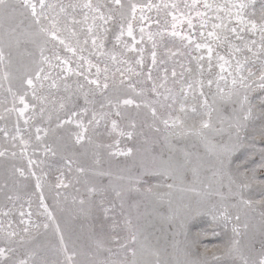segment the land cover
Instances as JSON below:
<instances>
[{
	"label": "snow or ice",
	"instance_id": "obj_1",
	"mask_svg": "<svg viewBox=\"0 0 264 264\" xmlns=\"http://www.w3.org/2000/svg\"><path fill=\"white\" fill-rule=\"evenodd\" d=\"M145 9L148 12L156 9L155 22L158 26L161 24L159 17L163 12L164 26L171 24L170 35L174 38L173 43L175 38L179 40V46L175 50L162 41L158 42L154 39V36H163L159 28L155 33L151 31L146 33L145 28L141 26L139 39L137 38L134 22L151 19L145 14ZM78 15L83 18L77 19ZM117 17H119V30L114 37L113 48L109 50L105 47L110 32L107 25L110 21L117 22ZM168 17L171 18L170 21ZM194 20L197 21L198 28ZM248 33L258 36V40L249 38L246 35ZM125 35L128 37L127 40L123 39ZM145 35L152 42L149 50L150 63H146L148 57L144 47ZM237 41L239 43H236ZM50 43L53 47L48 49ZM22 44H32L38 49L39 59L34 52L26 49L25 53L30 57V61L24 63L21 59L23 54L19 51ZM117 47L119 51H116ZM222 48L227 52V59L219 51ZM46 51L51 55H46ZM61 51L70 53V56H62ZM177 57L186 58L188 63H182L176 59ZM169 61L172 62L171 68L168 66ZM192 61H195V69L190 66ZM177 65L180 68L179 72L176 69ZM216 66L219 67L218 73L213 72ZM254 67H257L256 71L253 70ZM205 72H207L206 77ZM70 76L77 77V91L72 95L60 97L59 106L64 109L65 101L73 102L74 98L78 100L79 96H83V106L77 110L78 105L73 103L71 111V117L78 118L77 126L81 129L74 134L75 144L83 147L82 142L85 139L92 144L91 137H86L85 133L88 132L89 127L94 131L98 130L103 121L105 132L112 137V142L96 144L95 148L105 150L110 157L131 156L133 154L131 147L126 149L119 147L120 138L132 139L136 135V123L129 118L126 109L129 106H134L137 110L143 109L145 115L150 114L151 131L160 133V125H163L166 133L164 139L168 144L170 155L167 159H161L160 164L164 171L160 174L172 179L173 183L156 185L155 187L166 186L169 189L166 194H161L154 191L153 185L142 181L140 176L133 177L130 174L118 173L113 179L111 172H94L93 175L109 177V185L115 197L120 200L123 224L116 218L115 203L109 202V206L106 207L104 200H101L96 204L91 199V194L98 190L95 187H88L89 198L77 200L73 197L72 203H78L79 210L91 217L93 223L89 225L83 242H73L71 247L65 242L60 226L48 211L41 192L40 205L48 219L55 225L59 239V244L54 249L56 258L51 264H165L162 256L166 249L159 246L153 248L149 243V229L155 227L152 216H155L162 225L167 223L182 230L189 216L208 208L209 198L213 195L220 197L219 204H211V208H208L214 222L221 221L226 229L233 219L240 221L241 205L254 211L255 205L258 204L262 230H264V189L258 201L244 199L242 192H235L234 194L239 197L238 203L231 204L232 208L237 209L235 216L230 213L229 205L225 203L227 197L222 191L227 187L229 195H232L233 185L241 190L249 186L246 175L237 183L231 168L235 163L232 159L233 153L242 142L240 131L253 115L247 95L252 89L249 81L254 83L258 80L260 89L264 90V0H260L258 19L255 0H224L223 3L218 0H191L190 3L188 0L172 3L166 0H162L161 3H154L153 0L146 2L128 0L127 3L124 0H103V2L98 0L97 3H93V0H85L84 3L68 4L63 3V0L56 2L0 0V88H3V82H9L7 92L12 96L13 106L5 108L4 111L9 114L17 113L14 125L16 134L12 135L7 127H0V134L10 141L13 149L23 146L21 157L25 155L31 140V127L34 125L30 124V121L36 120L37 117L43 120L49 102L55 107L57 101L50 98L53 95L52 90L59 91L61 83L65 93L71 92L66 82ZM228 77H231L232 87L225 92L221 87V81L227 84ZM16 79L19 80L20 87L17 91H13L11 82ZM46 82H49L47 95L44 94ZM214 84L215 92L212 91ZM205 87L208 89L207 93L204 91ZM29 92L31 103L26 99ZM17 100L21 107H17ZM97 104L99 109L96 107ZM229 105L231 114L223 118L218 117L220 125L218 127L213 122V112H228ZM260 109L262 122L260 131L264 137V100L261 101ZM81 116L88 117L87 126L79 119ZM3 119L5 117L0 115V120ZM21 119L24 125L28 126V139L20 135L24 131L20 125ZM48 119L51 120V114ZM120 121H127L126 127L131 130L121 128ZM65 123H71V119L61 121L58 118L57 127ZM225 124L229 132L228 142H225L221 136L226 130ZM232 130L236 132L235 141L231 137ZM41 131L40 127L35 128L37 144L34 148H38L42 142ZM212 135L221 136L220 141L213 144L210 140ZM177 137H195L205 145L207 153L215 159L207 161L199 154L176 148L170 143V139ZM43 151L45 155L49 153L56 155V149L48 144H44ZM177 152L181 153L182 158L171 154ZM16 157V151L9 153L7 150H0V158L15 159ZM94 157H96L95 163L100 164L98 151L94 152ZM27 163L29 169L37 164L30 157ZM40 163L42 164L43 161ZM206 166L217 187L214 188L210 182L201 190L196 184L203 183L200 180V173ZM239 167L240 165L237 164V169ZM260 167L264 169V150H261ZM64 168L67 169L66 172L57 169L59 175L56 176V183L50 185L57 189V197L61 195L59 189H68L72 186L73 181L67 177L73 171L82 176L88 171L71 157L65 158ZM10 171L13 177L16 173L22 177L25 175L24 169L15 165ZM185 171H191L193 181L189 186L177 189L176 175ZM31 174L35 175V172ZM225 178L228 181L227 185L224 184ZM41 180V176L36 177L37 189L42 188ZM79 182V177H76V183ZM174 190L194 192L198 197L195 207L192 205L184 209L173 207ZM76 191L79 192V189L77 188ZM165 196L168 198L167 214L155 207L156 204L164 202ZM125 197L132 200L128 205L127 214L124 212ZM135 197L140 199L137 200ZM7 199L11 201L13 197L9 195ZM141 203L145 204L144 212L139 210ZM149 203L153 205L152 212L147 211ZM96 208L102 209V216H92ZM133 208L136 209L134 216L131 211ZM3 215L8 216L9 212H3ZM24 215L25 213L21 211L20 216ZM27 215L30 217L31 213ZM20 223L28 222L22 219ZM35 227L40 226L35 225ZM43 227L47 229L49 225L44 224ZM20 231L25 235H21ZM20 231L5 230L0 224V240L5 243L4 247H0V264H50L47 258L38 261L37 253L32 250L17 256V245L28 243L32 236L28 227ZM232 232L233 238L227 247V255L232 257V264H264V241L258 256L253 257L251 251L242 248L240 240L235 238L240 235L239 229L233 226ZM213 234H217L215 230ZM157 244L159 245V238ZM145 253L154 259H143ZM213 259L218 262L220 260L215 256ZM201 264H207V261Z\"/></svg>",
	"mask_w": 264,
	"mask_h": 264
},
{
	"label": "rangeland",
	"instance_id": "obj_2",
	"mask_svg": "<svg viewBox=\"0 0 264 264\" xmlns=\"http://www.w3.org/2000/svg\"><path fill=\"white\" fill-rule=\"evenodd\" d=\"M49 2H56V0H49ZM85 0H63V3H84ZM98 0H93V3H97ZM103 2V0H99ZM125 3L128 0H124ZM135 2V0H134ZM146 2V0H142ZM154 3H161L162 0H153ZM166 2H178V0H166ZM190 3L191 0H188ZM218 2L223 3L224 0H218ZM255 8L257 10V19L260 8V0H255ZM80 10L78 9L77 12ZM235 11V10H233ZM145 14L151 17L150 20L146 21H135L134 27L137 38L139 39V28L143 26L145 32L148 31L156 32L159 28L163 32V36H154V39L163 44H167L169 48L175 50L179 46L178 38H175V43H173L174 38L171 37V24L164 26V15L163 12L160 14L161 24L158 26L156 24L157 13L156 9H153L151 12H148L145 9ZM139 17V12H137ZM83 17L78 15L77 19H82ZM170 17L168 20L170 21ZM119 17H117V22H109L107 27L110 28L108 33V38L105 41L106 49L111 50L113 44L115 43L114 37L118 34L119 30ZM91 23V20H89ZM194 23L197 24V21L194 20ZM235 24V21H233ZM126 28V25H125ZM185 31L186 25H185ZM251 39H257L258 36H252L250 33L246 34ZM123 39L127 40L128 37L125 35ZM151 41L147 39L145 35V54L148 57L146 63H150L149 50L151 49ZM236 43H239L237 41ZM48 49H51L53 45L48 44ZM35 53L37 59H39V51L32 44L24 45L20 47V53L23 55L21 59L24 63L30 61V57L27 56L25 50ZM163 51V48H161ZM116 51H119L117 47ZM221 55H225L226 59L228 58L227 52L225 49H219ZM46 55H51L50 52L46 51ZM62 56L69 55L70 53H65L61 51ZM195 54V53H194ZM84 55H88L84 53ZM250 55V54H249ZM182 63L187 64L188 61L184 57H177ZM93 62L95 59L93 58ZM234 63V61H233ZM74 66V65H73ZM103 66V65H101ZM169 68L172 67V62L169 61ZM195 69V61H192L190 65ZM258 67V65H257ZM257 67H254L253 70L256 71ZM177 72L180 71L179 65L176 66ZM58 71V69H57ZM94 71V70H93ZM214 73L219 72V67L216 66L213 68ZM55 74V73H53ZM259 73L257 72V75ZM19 75V74H17ZM155 75V73H153ZM246 75V73H245ZM207 72H205V77ZM82 79V78H81ZM70 88L71 92L65 93L63 84L61 83L59 91L56 89L52 90L53 95L51 100L57 101L55 107L52 103L49 102L46 105L47 111L43 120H40L39 117L34 121H30V124L34 125L31 127V140L29 146L23 157L20 156L21 148L23 146H18L15 149L12 148L9 140H6L2 134H0V150H7L9 153L11 151L17 152V157L12 158H0V224H2L3 229L12 230L15 229L20 231L24 227H28L32 236L28 240V243L24 245H17L18 251L17 256L23 255L26 251L32 250L37 253V260L39 261L42 258H47L51 264L56 258V253L54 251L55 247L59 244V239L55 231V225L51 220L48 219L46 213L44 212L43 207L40 205V195L43 192L44 203L48 207L55 218L56 224L60 226L61 232L65 236V242L72 246L73 242H83L84 237L86 236L89 225L93 223L91 217L86 213H83L79 210V205L72 203V198L76 197L77 200L80 198L88 199L89 193L87 192L88 187H95L98 191L91 194V199L99 204L101 200H104L105 206H109V202L115 203V215L118 221L123 224V219L120 215V200L115 197V193L112 191V187L109 185V177L107 175H93L94 172L103 171L105 173L111 172L113 174V179L118 173H123L124 175H131L133 177L140 176L142 181H147L148 184L154 186V191H158L161 194H166L169 189L165 187H155L156 185L163 184L167 185L168 183H173V180L167 176L161 175L164 171L163 166L160 164L161 159H167L170 155L168 144L165 143V135L163 125H160L161 132L156 133L149 129L151 124L150 114L145 115V110H137L134 106H129L126 111L130 119L134 120L136 123V135L132 139L120 138V149H126L131 147L133 149V154L131 156H112L110 157L107 152L103 149L97 150L95 148L96 144L99 143H111L112 137L108 136L104 129V122L101 121L98 130L94 131L92 127L88 128V132L85 133L86 137H91L93 143L89 144L87 139L83 141V147L81 145L75 144V133L80 132L81 129L77 126V117H71V111L73 110V103L79 107L83 106V96H79V99L74 98L73 102L65 101V108L61 109L59 106L60 97L72 95L77 91L76 83L77 77L70 76L66 81ZM47 83H45L44 94L47 95ZM252 84V89L248 91L247 95L249 97V106L252 108V118L245 123L244 128L240 131L241 143L236 148L233 153L232 159L235 163L232 165L231 172L234 179L237 183L240 180L244 179V176L247 177L248 187L244 189H237L233 185V194L229 195L227 187L222 191L224 192L227 200L226 204L229 205L230 213L235 216L237 214V209L232 208L231 204L238 203L239 197L236 196L235 192H242L244 199H251L253 201H258L261 199V191L264 189V169L260 167L261 163V150H264V137L261 135V125L260 120V104L264 100V90H261L259 87V81H249ZM13 91H17L20 87L19 80H13L11 82ZM9 87V82H3V88H0V115H3L5 119L0 120V127H7L12 135H15L14 125L16 123L17 113L13 112L11 114L4 111L5 108H11L13 106L12 96L7 92ZM221 87L227 92L231 87V77H228V82L225 84L221 81ZM215 84L212 87V91L215 92ZM204 91L207 93L208 89L205 87ZM30 103L32 102L31 93L26 98ZM211 102V99H210ZM17 107L19 101H16ZM91 107V105H89ZM99 109V104L96 105ZM49 114H51V120L48 119ZM231 114V106L228 107V112L220 111L213 112V122L219 127L218 117L223 118ZM27 115V114H26ZM71 119V123H65L61 127H57V121ZM80 120H83L84 124L87 126L88 117L81 116ZM121 128L125 130H131L126 127L127 121H120ZM20 125L24 131L20 135L24 136L25 139H28V126H25L23 119L20 120ZM40 127L42 129L40 135L42 142L38 148H34L37 144L35 140V128ZM109 130L111 129V123H108ZM225 132L221 134L225 142L229 141V132L227 130V124H225ZM46 133V134H45ZM221 136L212 135L210 140L213 144L218 143L221 139ZM232 140L235 141L236 132L232 130L231 132ZM170 143L173 144L176 148H182L186 151L199 154L204 157L205 160L211 161L215 159L214 156L207 153L205 145L201 143L195 137L187 138H171ZM19 144V141H17ZM44 144L51 145L56 149V155L53 156L51 153L45 155L43 151ZM114 151L116 149H113ZM98 151V158L100 159V164L95 163L94 152ZM172 155L182 158L181 153H171ZM32 158L37 162L33 165L31 169L28 166V158ZM71 157L77 164L85 167L88 171L85 175H80L73 171L71 175L67 178L73 181L72 186L68 189H59L61 195L56 196L57 189L50 187L56 183V176L59 175L57 169L64 168L65 158ZM40 161H43L41 164ZM237 164L240 165L237 169ZM15 165L16 167H21L24 169L25 175L22 177L19 173H16L15 177L11 175V168ZM35 172V175L31 173ZM244 174V175H241ZM41 176L42 188H36V177ZM76 177H79L80 182L76 183ZM200 180L203 183H197L196 187L203 190L204 186L208 183H212L213 187H217L216 183L212 180V174L207 170V166L202 169L200 173ZM87 181V183H85ZM193 181V176L191 171H185L176 175L175 183L177 189L181 187L189 186ZM127 183V181H125ZM227 178L224 179V184L227 185ZM5 185H7L5 187ZM147 186V185H145ZM79 189V192L76 189ZM11 195L13 199L10 201L7 199V196ZM67 197V199H65ZM139 200L140 197H135ZM167 196L163 203H158L155 207L162 213H168V203ZM198 197L194 192H180L178 190L173 191V207L178 209L187 208L189 205L195 207ZM125 214L128 213V205L132 203V200L125 197ZM220 197L213 195L209 198L208 208H211V204H219ZM208 208L201 209L200 212H196L193 215L189 216L184 229H178L174 225L169 226L167 223L161 224V222L155 217L152 216V223L155 225L154 228H150V245L155 248L157 246L165 248L166 251L163 253V260L165 264H201L203 261H207V264H232V257L227 255V247L230 240L233 238L232 228L236 226L240 235L235 237L240 240L241 247L246 251L250 250L253 257L258 256L261 251L262 241H264V230H262V222L260 218V206L255 205V210H249L243 205L240 206L239 215L241 217L240 221H233L228 224L227 228H224V225L221 221H213L212 215L209 213ZM141 212L145 211V204L141 203L140 209ZM23 211L25 215L20 216V212ZM133 216L135 215L136 209L132 210ZM147 211H153V205L147 204ZM3 212H9L8 216H4ZM31 213L29 217L27 214ZM203 213V214H201ZM112 213H110L111 215ZM102 209H94L92 216H102ZM27 221L26 224H21V220ZM44 224H48L49 227L45 229ZM11 225V227H9ZM35 225H39V228H36ZM247 225V227H245ZM213 230L215 233L213 234ZM21 235H25L20 231ZM122 235L124 233H121ZM159 238V245L157 240ZM4 241L0 240V247H4ZM219 257V262L213 257ZM143 259L152 260L154 259L148 253H145Z\"/></svg>",
	"mask_w": 264,
	"mask_h": 264
}]
</instances>
